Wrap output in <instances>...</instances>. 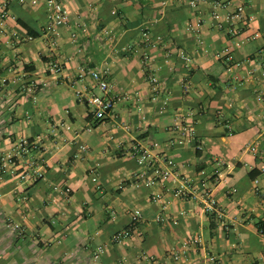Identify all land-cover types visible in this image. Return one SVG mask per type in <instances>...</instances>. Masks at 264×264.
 Returning <instances> with one entry per match:
<instances>
[{
  "label": "crops",
  "instance_id": "crops-1",
  "mask_svg": "<svg viewBox=\"0 0 264 264\" xmlns=\"http://www.w3.org/2000/svg\"><path fill=\"white\" fill-rule=\"evenodd\" d=\"M63 1L71 25L53 48L44 33V0H0L9 12L0 31V159L29 138L35 146L24 158L45 176L23 180L0 165V264H149L144 252L165 264L174 251L183 253V264H264V105L257 96L264 88V0H228L245 4L247 33H261L234 47L230 59L216 55L232 41L220 25L226 8L212 2L197 10L189 0ZM199 17L207 52L189 28ZM17 18L38 36L28 38ZM145 29L161 36L156 45L145 43ZM54 60L63 63L59 73L49 69ZM95 65L108 68L118 96L113 115L98 124L79 96L99 93L91 78L79 77ZM32 80L39 82L34 94ZM182 125L194 128L193 142L176 141ZM81 143L88 151L78 156ZM135 144L172 157L173 174L136 186ZM217 159L223 173L213 182L207 174ZM186 180L190 188L170 191L165 208L151 200L152 192ZM208 186L221 213L203 208ZM135 208L140 221L128 239L114 243ZM100 244L106 250L94 259Z\"/></svg>",
  "mask_w": 264,
  "mask_h": 264
},
{
  "label": "built area",
  "instance_id": "built-area-1",
  "mask_svg": "<svg viewBox=\"0 0 264 264\" xmlns=\"http://www.w3.org/2000/svg\"><path fill=\"white\" fill-rule=\"evenodd\" d=\"M24 2L25 0H20ZM39 0H29L30 3H37ZM48 9V20L45 25L44 33L50 39V44L53 48L60 46V41L63 35V29L71 25L70 11L63 0H44ZM212 2L215 7L226 8V13L224 15V22H220L221 27H225L228 36L230 37L232 44L223 47L216 51V55L226 56L231 58L234 47L242 46L251 40H254L261 36L258 31L247 33L249 29L250 22L247 17L246 7L243 2L231 3L228 0H189V5L197 10L204 3ZM214 17L220 18L221 14L219 11L213 13ZM9 17V12L6 6L0 7V31H4L7 26V19ZM203 25L202 18L199 17L195 22L189 24V28L196 34L198 38V43L202 44L204 51H208L209 48L205 46L204 38L201 34V28ZM79 31L77 29L71 30V38L74 40L79 39ZM144 41L148 45H156L158 39L161 36H155L149 30L145 29L142 32ZM28 38L32 39L31 35H27ZM180 56L185 60L186 64H190L192 57L186 51H181ZM143 60L148 62L149 55L145 53ZM49 69L55 73H59L63 70V63L58 60H54L49 64ZM108 68H104L100 65H95L92 67L84 68L80 74V79L88 76L93 81L94 85L98 88L99 93L95 91H89L86 93L79 92V96L83 97L86 101L89 112L93 115L96 124L103 122L107 117L113 115V110L117 101V94L113 91V85L108 78ZM262 75L264 76V63L262 66ZM150 80L153 83L158 82V78L152 75ZM39 88V82L34 80L30 83V90L34 94ZM257 96L259 100L264 105V88L258 91ZM181 136L176 139L180 144L193 142L196 138V132L193 127L189 125H182L180 127ZM35 146V142L29 138L22 137L17 142V148L13 151L5 153L0 159V165L6 171L11 174L18 175L20 179L30 180L44 178L42 171L35 167L36 162L30 158H24L25 154H29L31 149ZM80 151L78 156H81L88 151V146L85 143L80 144ZM196 148H201L200 144L197 143ZM250 149L256 150L257 146L255 144L250 146ZM131 154L136 158L139 164V170L135 175V185L139 186L141 183L146 185H153L157 181L164 180L173 174V168L175 166L174 159L169 156H157L151 152L147 147L141 144H135L130 148ZM15 158H20V163L23 166H19L20 163L15 162ZM216 167L211 174L208 175V179L213 182H218L222 178V170L224 161L217 159L215 161ZM19 164V165H18ZM93 170V179L96 180V172ZM202 174H206V169L200 171ZM258 182V179H255ZM191 184L189 180L184 181L178 187L172 189L170 186H165L163 191H154L151 194V200L158 202L163 208L166 207L168 203V193L173 191L176 195H183L190 188ZM214 188L208 186L203 191V208L208 213H221V207L217 198L214 195ZM261 194L264 195V191L260 190ZM141 209L135 208L131 212V220L128 227L115 232L112 236V241L116 244L122 243L125 239H128L134 226L140 221ZM156 219L162 221L164 218L162 215H157ZM15 227L20 229L22 226L17 223ZM106 250L104 244L98 245L93 251V258L99 259ZM143 258L146 259L149 264H164L160 259L156 258L154 255L143 253ZM165 264H183L185 262V256L181 251H174L169 254L168 261Z\"/></svg>",
  "mask_w": 264,
  "mask_h": 264
},
{
  "label": "trees",
  "instance_id": "trees-1",
  "mask_svg": "<svg viewBox=\"0 0 264 264\" xmlns=\"http://www.w3.org/2000/svg\"><path fill=\"white\" fill-rule=\"evenodd\" d=\"M17 22H19L27 31L28 35H31L32 37L38 36V32L34 31L27 23L20 21V19L17 18ZM258 173L252 174V176H257Z\"/></svg>",
  "mask_w": 264,
  "mask_h": 264
}]
</instances>
